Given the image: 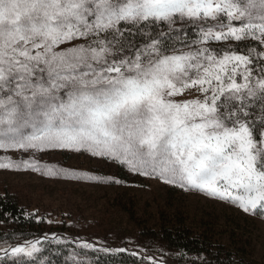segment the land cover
<instances>
[{
	"label": "snow or ice",
	"instance_id": "snow-or-ice-1",
	"mask_svg": "<svg viewBox=\"0 0 264 264\" xmlns=\"http://www.w3.org/2000/svg\"><path fill=\"white\" fill-rule=\"evenodd\" d=\"M0 150L87 154L264 213V0H0ZM0 169L123 183L33 157ZM45 241L71 264H158L57 233L0 245V264H53Z\"/></svg>",
	"mask_w": 264,
	"mask_h": 264
},
{
	"label": "rangeland",
	"instance_id": "rangeland-1",
	"mask_svg": "<svg viewBox=\"0 0 264 264\" xmlns=\"http://www.w3.org/2000/svg\"><path fill=\"white\" fill-rule=\"evenodd\" d=\"M3 155L16 160L33 157L42 163L117 179L118 170L126 172L130 183L118 186L117 183L49 177L34 171L0 169V191L12 195L29 212L43 216L47 226L59 227L47 233L48 236L57 233L69 240L84 238L98 241L101 246L137 248L158 257V264H179L159 241H149L145 233L141 234L155 226L158 209L165 205L169 213L184 214L195 227L209 223L233 229V249L244 245L253 259L264 260V213L246 214L230 203L196 191H184L153 177L134 175L115 163L87 154L0 150V156ZM117 199L132 200L136 220L118 211ZM5 244L8 243L0 242Z\"/></svg>",
	"mask_w": 264,
	"mask_h": 264
},
{
	"label": "trees",
	"instance_id": "trees-1",
	"mask_svg": "<svg viewBox=\"0 0 264 264\" xmlns=\"http://www.w3.org/2000/svg\"><path fill=\"white\" fill-rule=\"evenodd\" d=\"M116 176L123 181L118 186L130 183L123 170H118ZM116 203L119 212H124L130 219L136 220L132 200L124 202L117 199ZM164 206L161 205L158 209L155 226L143 230L141 234L145 233V238L149 241H159L179 264H264V260L253 259L244 245L233 249V229L220 228L209 223L197 224L195 227L188 222L184 214L169 213ZM52 229L59 230V227L47 226L43 216L29 212L12 195L0 191L1 243H17L42 237L55 231ZM243 241L247 242L244 239ZM44 247L49 249L44 255L50 256L53 264H71L69 255L73 245L61 246L54 242L49 245L45 241ZM80 259L85 257L81 256ZM86 259L90 264H141L139 258L128 253L89 252ZM4 262L11 264L7 257L4 258Z\"/></svg>",
	"mask_w": 264,
	"mask_h": 264
},
{
	"label": "water",
	"instance_id": "water-1",
	"mask_svg": "<svg viewBox=\"0 0 264 264\" xmlns=\"http://www.w3.org/2000/svg\"><path fill=\"white\" fill-rule=\"evenodd\" d=\"M43 237V236H42ZM32 239H34V238H32ZM31 239V240H32ZM82 239H84V238H82ZM90 240V239H89ZM93 241V240H92ZM19 243V242H18ZM17 244V243H16ZM13 245H15V244H13ZM110 248H127V249H130V250H137V251H139V249H137V248H129V247H122V246H119V245H108Z\"/></svg>",
	"mask_w": 264,
	"mask_h": 264
},
{
	"label": "bare ground",
	"instance_id": "bare-ground-1",
	"mask_svg": "<svg viewBox=\"0 0 264 264\" xmlns=\"http://www.w3.org/2000/svg\"><path fill=\"white\" fill-rule=\"evenodd\" d=\"M139 252H141L142 254H144L145 252L144 251H142V250H139ZM151 255V254H150ZM153 256V255H152ZM153 257H155L157 260H158V257H156V256H153Z\"/></svg>",
	"mask_w": 264,
	"mask_h": 264
}]
</instances>
